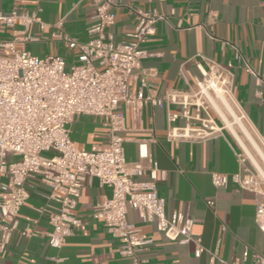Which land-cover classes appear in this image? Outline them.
Here are the masks:
<instances>
[{
  "label": "crops",
  "instance_id": "obj_1",
  "mask_svg": "<svg viewBox=\"0 0 264 264\" xmlns=\"http://www.w3.org/2000/svg\"><path fill=\"white\" fill-rule=\"evenodd\" d=\"M115 2L114 23L106 28L114 41L132 31L135 19L131 7L155 8L166 16L142 45L145 55L131 81L134 86L145 78L146 91L155 97L163 98L170 91L191 97L211 65L221 66L230 72L228 89L236 112L246 120L250 132L264 142V84L245 68V60L257 70L264 66V0ZM14 7L35 12L44 23L42 29L37 22L30 23L28 32L36 39L20 41L18 48L38 56L61 55L69 63L77 61V50L53 33L86 41L93 9L90 0H0V13ZM15 25L22 29L19 21ZM11 37L12 29L0 20V40ZM206 107L191 100L186 106L189 117L181 114L179 103L147 104L139 121L130 112L125 115L122 135L126 160L141 162L145 170L141 178L151 182L165 198L167 213L180 211L193 219L192 239L180 243L168 239L153 222L141 221L138 213L129 209L127 220L150 239L136 253L138 264H264V231L255 220L258 194L239 188L231 180L224 187H216L211 181L212 172L231 175L243 167L252 169V163L220 116ZM206 111L222 125L220 132L203 139L167 135L171 127L200 125ZM170 112L178 113V117L168 121ZM69 129L80 149L99 151L108 147L105 116L80 115ZM153 168L154 179L150 177ZM3 180L10 182L7 177ZM29 184L16 226L0 253V264H132V258L120 252L119 238L93 216L96 204L110 195L108 187L99 186L95 179L84 180L75 207L78 223L56 248L48 243L51 225L46 208L55 205L51 189L37 178H31ZM198 247L202 250L196 255Z\"/></svg>",
  "mask_w": 264,
  "mask_h": 264
},
{
  "label": "built area",
  "instance_id": "obj_2",
  "mask_svg": "<svg viewBox=\"0 0 264 264\" xmlns=\"http://www.w3.org/2000/svg\"><path fill=\"white\" fill-rule=\"evenodd\" d=\"M90 1L93 9L86 41L53 33L68 47L77 50V61L70 63L61 55L38 56L17 47L20 41L36 39L28 32L30 23L37 22L39 28H43L44 23L35 12L27 13L14 7L8 13H0V20L12 29L10 39L0 40V231L3 234L0 253L28 197L31 178L48 185L50 198L55 202L46 208L51 225L48 243L52 247H60L78 223L75 207L85 179H95L99 186L110 189V195L103 196L96 204L93 216L112 236L119 238L120 252L132 258V264H138L136 253L150 239L142 236L127 220L129 209H134L141 221L153 222L170 240L185 243L192 239L193 219L180 211L167 213L165 198L151 182L141 178L145 173L141 162L126 160L122 135L125 115L130 112L139 121L145 105L162 106L170 102L181 104V114L186 116L187 104L191 100L196 102L201 95V82L212 74L228 89L230 72L211 65L209 73L197 82L191 97L180 91H170L163 98L153 96L146 91L145 78H141L137 86L131 81L145 55L142 45L154 35L156 23L166 16L155 8L131 7L135 19L133 29L124 39L114 41L106 28L115 20V0ZM16 21L21 23L22 29L16 28ZM245 62L246 70L264 84V66L257 70ZM206 114L200 119V125L171 127L167 135L203 139L220 132L221 127L207 111ZM80 115L107 118L106 149L89 151L75 145L69 124ZM177 117L178 113H168V121ZM9 155L16 158L9 159ZM155 176L153 168L150 177L154 179ZM5 177L10 182L4 181ZM229 180L239 188L258 194L255 220L264 231V188L257 172L243 167L231 175L211 173L216 187H224ZM201 250L198 247L195 254Z\"/></svg>",
  "mask_w": 264,
  "mask_h": 264
},
{
  "label": "bare ground",
  "instance_id": "obj_3",
  "mask_svg": "<svg viewBox=\"0 0 264 264\" xmlns=\"http://www.w3.org/2000/svg\"><path fill=\"white\" fill-rule=\"evenodd\" d=\"M200 85L201 95L196 101L201 103V98H204L220 116L227 130L245 150L251 163L259 170L261 174L259 177L264 183V152L253 138L246 120L236 112L228 89L223 87L212 74Z\"/></svg>",
  "mask_w": 264,
  "mask_h": 264
},
{
  "label": "rangeland",
  "instance_id": "obj_4",
  "mask_svg": "<svg viewBox=\"0 0 264 264\" xmlns=\"http://www.w3.org/2000/svg\"><path fill=\"white\" fill-rule=\"evenodd\" d=\"M199 102V101H198ZM201 102H202V104L204 105V106H207L206 108H207V110L209 109H212L211 108V106H210V104L204 99V98H201ZM208 110V111H209ZM213 120H214V122H215V124L218 126V127H221V129H222V125L221 124H218L217 122H216V120L213 118ZM251 132H252V135H253V138L255 139V141L257 142V144L262 148V150H263V152H264V142L263 141H261L260 139H258L256 136H255V134L253 133V131L251 130ZM244 150V149H243ZM244 152H245V150H244ZM246 153V152H245ZM247 155V154H246ZM246 157H248V155L246 156ZM249 158V157H248ZM251 166H252V169H254L256 172H257V174L260 176L261 174H260V172H259V170L253 165V164H251ZM261 177V176H260ZM263 188H264V183H263Z\"/></svg>",
  "mask_w": 264,
  "mask_h": 264
}]
</instances>
